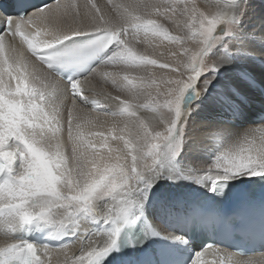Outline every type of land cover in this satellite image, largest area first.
<instances>
[{
  "label": "snow or ice",
  "instance_id": "6c2138e0",
  "mask_svg": "<svg viewBox=\"0 0 264 264\" xmlns=\"http://www.w3.org/2000/svg\"><path fill=\"white\" fill-rule=\"evenodd\" d=\"M9 7L0 4V264H100L189 141L221 150L202 174L170 179L215 192L221 182L264 178V120L239 134L197 127V106L187 104L207 97L239 115L238 86L216 78L233 62V44L235 54L264 58L243 43L264 47V34H241L246 0H53L28 16ZM90 52L98 64L58 71ZM101 222L111 228L94 231ZM33 226L87 244L17 237ZM191 264H264V253L209 245Z\"/></svg>",
  "mask_w": 264,
  "mask_h": 264
},
{
  "label": "bare ground",
  "instance_id": "6f19581e",
  "mask_svg": "<svg viewBox=\"0 0 264 264\" xmlns=\"http://www.w3.org/2000/svg\"><path fill=\"white\" fill-rule=\"evenodd\" d=\"M197 2L202 3L203 0H197ZM246 2L248 9L240 22L241 34L246 35L252 32H255L256 35L264 34V0H246ZM0 12H2V9H0ZM31 13L29 12L28 15ZM243 43L248 47L255 48L259 52H264V47H261L256 41L244 39ZM232 47L234 52L233 62L225 64L220 69V73L217 75L216 79L221 84L227 82L238 86L242 99L236 97H233V99L236 104L239 105V115L234 116L230 107L221 109L212 105L209 99L205 97L199 101L195 100L190 104L197 106L196 111L192 114L197 127L226 126L229 127L233 133L239 134L264 120V99L259 92V84L264 85V62H261L264 58L257 59L235 54L237 45L233 44ZM160 51H164V49L161 48ZM220 51V49H216L212 57L217 58L216 52ZM241 73H243V75H240ZM235 138V136H231L221 143L226 144L228 140H234ZM209 143H211V147H202L199 143L193 141L187 142L184 145L183 152L175 161L173 167L164 170L163 178L159 179L148 193L142 212H147L154 217L156 228L166 230V226L156 218V213L154 208H151L152 206L165 200L170 202L173 201L174 203H188L200 192L209 189V187L202 186L190 178H169L170 176L191 177L193 175H200L203 170L211 167L221 149L216 147L215 142ZM254 178L255 177L244 176L236 180L249 184ZM167 212H169L170 215H176L175 211ZM138 213L140 212H136L130 217H134ZM83 223L87 224L88 222L84 221ZM93 229L96 232L106 231L103 222L94 225ZM50 231L51 230L48 228H37L33 226L29 241L37 245H45L43 241H39L36 236L43 239L45 236H49ZM23 235L24 232H20L17 234V237L22 239ZM64 238L66 237L57 239L62 240ZM76 243L86 245L87 238L76 240L73 244Z\"/></svg>",
  "mask_w": 264,
  "mask_h": 264
},
{
  "label": "water",
  "instance_id": "95a60500",
  "mask_svg": "<svg viewBox=\"0 0 264 264\" xmlns=\"http://www.w3.org/2000/svg\"><path fill=\"white\" fill-rule=\"evenodd\" d=\"M195 100L194 99H192V98H188V100H187V104H191L192 102H194Z\"/></svg>",
  "mask_w": 264,
  "mask_h": 264
},
{
  "label": "rangeland",
  "instance_id": "374dc122",
  "mask_svg": "<svg viewBox=\"0 0 264 264\" xmlns=\"http://www.w3.org/2000/svg\"><path fill=\"white\" fill-rule=\"evenodd\" d=\"M31 13V12H30ZM240 25H241V23H240ZM232 140H228L227 142L229 143V142H231ZM175 163V162H174Z\"/></svg>",
  "mask_w": 264,
  "mask_h": 264
}]
</instances>
